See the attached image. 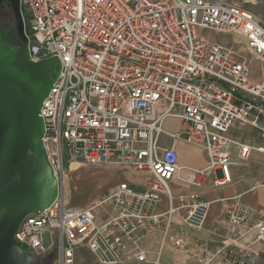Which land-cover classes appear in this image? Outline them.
I'll return each mask as SVG.
<instances>
[{
	"label": "built area",
	"instance_id": "2783aa9c",
	"mask_svg": "<svg viewBox=\"0 0 264 264\" xmlns=\"http://www.w3.org/2000/svg\"><path fill=\"white\" fill-rule=\"evenodd\" d=\"M19 1L27 37L19 49L26 47L33 62L59 59L40 111L58 195L50 207L26 215L14 235L34 256L31 264H78L81 247L99 264L129 257L163 264L166 245L184 253L198 247L197 264H257L264 211L248 206L242 194L215 200L224 204L231 235L208 248L186 229L172 228L177 217L202 227L213 201L199 192L175 193L170 182L199 190L220 170L214 186L221 187L252 153L264 155L262 19L225 0ZM216 34L234 35L244 46L236 50ZM170 118L180 121L187 142L205 149L206 167L181 166L179 151L161 145L164 134L180 139L165 128ZM246 129L262 141L232 135ZM74 161L131 169L143 175L144 188L125 180L98 202L72 205L67 190ZM153 232L163 238L150 258L141 242Z\"/></svg>",
	"mask_w": 264,
	"mask_h": 264
},
{
	"label": "water",
	"instance_id": "95a60500",
	"mask_svg": "<svg viewBox=\"0 0 264 264\" xmlns=\"http://www.w3.org/2000/svg\"><path fill=\"white\" fill-rule=\"evenodd\" d=\"M11 7L16 30L27 37L19 0H0ZM10 46L0 26V264H31L34 256L14 235L26 215L50 207L58 182L42 144L40 111L58 74L59 59H29L27 48Z\"/></svg>",
	"mask_w": 264,
	"mask_h": 264
},
{
	"label": "crops",
	"instance_id": "0c3cea01",
	"mask_svg": "<svg viewBox=\"0 0 264 264\" xmlns=\"http://www.w3.org/2000/svg\"><path fill=\"white\" fill-rule=\"evenodd\" d=\"M260 17V16H259ZM261 18V17H260ZM264 20V17L261 18ZM165 128L173 133H180V139L175 140L171 136L164 134L161 137V145L165 148L175 147L180 154L181 166H192L196 168H204L208 165V156L204 148L186 141V134L181 133V123L175 118H170L165 122ZM232 135L243 141L258 143L262 141V136L256 131L246 129L244 131H232ZM196 154H200L198 157ZM82 164V163H78ZM110 164V163H109ZM109 164H105L109 165ZM181 175L187 176L188 171L182 170ZM221 171H216L209 177L205 186L197 190L190 186H182L176 179L170 182L171 187L175 193L185 192L192 194L193 192H199L202 199L206 201H213L210 212L208 213L205 223L200 228L192 227L186 224L179 217L175 218L176 222L172 228V232L182 227L190 232L194 242L198 241L204 244L208 248H216L220 244L229 239L231 232L229 225L226 221L224 204L221 201H215L220 198H231L236 194H242L243 201L254 210L259 212L264 211V155L259 153H252L248 160L242 162L239 167L234 168L232 171L231 182L228 184L215 187L214 180L216 177H220ZM128 180L132 182L133 186L137 189L144 188V178L142 174L131 169H124V174L121 177L111 183L112 187L119 182ZM115 182V183H114ZM86 187H91V179L86 181ZM114 184V185H113ZM93 188V187H91ZM94 189V188H93ZM104 192L100 189H94V193ZM87 201V200H86ZM76 206V204H75ZM81 206V205H80ZM166 208L165 198L162 197V201L159 205L160 210ZM238 229V228H236ZM241 229V228H239ZM162 234L160 232H153L148 234L141 242L142 248L149 252V257L154 258L156 252L159 250L162 242ZM260 247V245H257ZM84 249L85 253L89 256V264H99L96 256L87 248ZM78 252V258L81 249ZM200 249L198 247H192L190 253L177 252L170 248L168 245L164 246L161 250V261L163 264H175L180 262H186V264H197L195 255L198 254ZM78 264H83V259H78ZM122 264H152L151 262H141L134 257H129L124 260ZM257 264H264V253H261L257 258Z\"/></svg>",
	"mask_w": 264,
	"mask_h": 264
},
{
	"label": "rangeland",
	"instance_id": "374dc122",
	"mask_svg": "<svg viewBox=\"0 0 264 264\" xmlns=\"http://www.w3.org/2000/svg\"><path fill=\"white\" fill-rule=\"evenodd\" d=\"M231 4L239 6L241 9L249 10L262 18L264 17V0H225ZM12 11V10H11ZM25 12V11H24ZM25 18L28 19V16L25 12ZM0 21L3 22L5 29L7 32L12 34L14 29H16L15 19L13 13L10 12L7 3H3L0 5ZM264 23V20H262ZM214 39L226 43L230 45L232 48L238 50L244 46L243 41H239L234 35H225V34H216L213 36ZM244 52V50H241ZM19 56L22 57V49L20 50ZM255 76L259 75L258 64L254 62L252 64ZM200 157V154H196ZM80 165V164H79ZM68 174V198L69 201L76 206L85 207L91 205L95 202H98L106 194H108V189L111 187L109 183L119 179L121 175L124 174V169L116 164H103L98 167L89 166L85 164H81L79 168L72 170L71 166L69 167ZM91 179L92 185L94 189H100L104 192L94 193L93 188L86 187V181ZM115 183V182H114ZM114 185V184H113ZM87 200V201H86ZM104 206L102 212L105 214ZM100 214L102 218L104 214ZM81 252L79 255L80 261L83 259V264H89V256L85 253L84 249L81 248ZM78 258V259H79ZM79 261V260H78ZM46 263V262H45ZM50 264V262H49Z\"/></svg>",
	"mask_w": 264,
	"mask_h": 264
},
{
	"label": "trees",
	"instance_id": "16d2710c",
	"mask_svg": "<svg viewBox=\"0 0 264 264\" xmlns=\"http://www.w3.org/2000/svg\"><path fill=\"white\" fill-rule=\"evenodd\" d=\"M7 5H8L10 12L12 13L10 5L8 3H7ZM0 26H2L4 28V30L6 31L5 26H4L3 22H1V21H0ZM6 33L9 35L10 46L12 48H22L24 46V43L22 42L21 38L19 37L16 29H14V32L12 34H10L7 31H6Z\"/></svg>",
	"mask_w": 264,
	"mask_h": 264
},
{
	"label": "bare ground",
	"instance_id": "6f19581e",
	"mask_svg": "<svg viewBox=\"0 0 264 264\" xmlns=\"http://www.w3.org/2000/svg\"><path fill=\"white\" fill-rule=\"evenodd\" d=\"M241 48H243V47H241ZM78 163H79V162L74 161V162L71 164V169L74 170V169L79 168L80 165H79ZM69 202H70V201H69ZM70 204H72V203L70 202ZM72 205H73V204H72Z\"/></svg>",
	"mask_w": 264,
	"mask_h": 264
},
{
	"label": "flooded vegetation",
	"instance_id": "af4514ba",
	"mask_svg": "<svg viewBox=\"0 0 264 264\" xmlns=\"http://www.w3.org/2000/svg\"><path fill=\"white\" fill-rule=\"evenodd\" d=\"M20 57V56H19Z\"/></svg>",
	"mask_w": 264,
	"mask_h": 264
}]
</instances>
